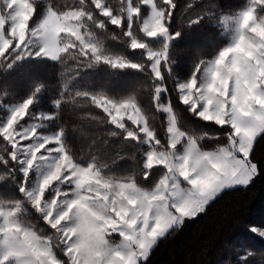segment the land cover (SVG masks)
Wrapping results in <instances>:
<instances>
[{
    "label": "snow or ice",
    "instance_id": "snow-or-ice-1",
    "mask_svg": "<svg viewBox=\"0 0 264 264\" xmlns=\"http://www.w3.org/2000/svg\"><path fill=\"white\" fill-rule=\"evenodd\" d=\"M86 2L93 5V0ZM144 6L147 18L142 15ZM121 8L126 12L121 13ZM176 9V0H117L115 6L105 0L101 9L109 19L124 16L111 23L128 33L130 40L135 38L132 50H141L144 57L131 64L121 58L111 67L140 71L152 106L167 115L162 139L136 96L127 98L123 106L93 103L107 115L103 122L114 126L109 136L133 142L140 155L141 177L145 181L156 177L150 186H141L135 178L102 175L95 158L82 164L74 156L65 128L44 130L58 121L63 106L81 98H68L66 84L50 101L53 111L48 114L33 111L45 88L42 82H34L26 98L6 107L0 117V185H11L15 198L6 206L0 203V264H147L152 250L170 232L204 214L225 191L246 188L261 174L251 154L255 141L264 137V0H251L232 16L231 43L214 59L200 60L183 81L173 75L170 55L172 42L182 35L171 30ZM101 12L92 18L98 19ZM206 18L208 14L199 15L188 23L196 26ZM228 21L225 16L223 22ZM34 23L33 19L27 26L17 25L21 43L0 41V79L33 59L62 64L55 54L21 55L28 43L25 28ZM153 42L159 46L153 47ZM94 66L95 62L87 64ZM169 80L174 83L171 90ZM172 91L192 117L222 129L224 143L208 150L202 142L218 140L219 135L182 130ZM9 94L7 85H0V97ZM29 207L50 235H40L21 222ZM250 231L264 238V227L253 226ZM112 237L119 242L113 243ZM250 256L240 252L235 264H249Z\"/></svg>",
    "mask_w": 264,
    "mask_h": 264
},
{
    "label": "trees",
    "instance_id": "trees-1",
    "mask_svg": "<svg viewBox=\"0 0 264 264\" xmlns=\"http://www.w3.org/2000/svg\"><path fill=\"white\" fill-rule=\"evenodd\" d=\"M101 4L105 0H99ZM249 0H176L177 9L171 22V30L181 31L179 39L172 42L170 55L173 61V75L183 81L191 76L200 60L210 61L218 51L228 44V37L223 34L219 24L222 15H234L242 10ZM113 6L117 0H108ZM191 3L194 7H188ZM33 7L29 24L35 25L43 16L45 9L62 14L68 11L82 10V30L90 35L100 55L110 59L124 58L128 63H138L144 57L141 50H132L129 34L117 25L114 27L109 17L100 15L93 19L96 12H101L95 0L90 6L86 0H31ZM82 5V6H81ZM0 7L3 2L0 0ZM94 9V10H92ZM109 10V9H108ZM125 13V9H120ZM208 14L196 26H190L189 20L199 15ZM143 18L147 7L142 8ZM124 19L123 15H118ZM107 20V26L104 21ZM153 47H158L153 42ZM15 54V52H14ZM62 64L47 60H29L17 72L0 79V85H7L10 94L0 97V117L7 106L14 105L26 98L34 82L45 85L40 100L33 111L48 114L53 111L50 101L57 97L65 84L70 99L76 104L65 105L59 110L58 121L52 122L44 130L51 133L60 127L65 128L66 142L74 156L82 163L91 162L93 158L102 167V175L114 179L135 178L141 186H150L140 175V155L133 142L122 141L108 135L114 127L107 120V115L93 103L95 98L103 96L114 101L127 100L136 96L139 104L149 114V123L164 138L165 114L157 112L152 106V98L145 85L146 77L132 67L113 68L110 63L97 60L90 53H84L77 47H70L60 53ZM95 62L88 68L87 64ZM168 88H174L173 81H167ZM86 91V93H85ZM95 93L94 96L92 94ZM89 99H83V95ZM177 123L181 129L207 132L219 135V139L203 141L205 149L211 150L224 143L223 130L192 117L186 109L178 104L175 91L171 92ZM97 104V103H96ZM48 124V122H45ZM251 158L256 162L261 174L246 188L238 187L227 190L207 208L204 214L194 220H186L183 227L170 232L160 240L152 250L147 264H235L237 255L250 252L249 264H264V238L253 233V226L264 227V137L255 141ZM15 189L11 185H0V203L14 199ZM22 220L39 232L46 228L39 215L26 208ZM29 224V225H30ZM41 235V233H40ZM57 255H61L57 250Z\"/></svg>",
    "mask_w": 264,
    "mask_h": 264
},
{
    "label": "rangeland",
    "instance_id": "rangeland-1",
    "mask_svg": "<svg viewBox=\"0 0 264 264\" xmlns=\"http://www.w3.org/2000/svg\"><path fill=\"white\" fill-rule=\"evenodd\" d=\"M3 8L0 7V41L11 42L15 40L18 44L21 43L18 40V27L20 23H24L26 26L29 24V19L33 12V7L31 5V0H2ZM251 2L245 5V7ZM97 7L102 9V4L99 0H95ZM147 7V6H146ZM103 11H109L108 9H103ZM126 12V10H125ZM102 13V12H101ZM149 14L147 8V18ZM222 15L219 18V24L222 27L223 34L229 39L228 44L231 43V38L233 35L234 25L231 24L230 18L237 15ZM228 16L229 21L223 22L224 17ZM85 15L82 10L68 11L62 14L53 12L50 9H45L42 18L32 27L25 28V39L28 41L24 44V49L21 55H28L29 53L35 56L38 52L43 55L45 53L55 54L58 56L60 53L65 51L70 47H77L82 52L90 53L97 60L115 62L116 58L110 59L108 57L99 54L98 49L92 42L90 35L86 34L82 30V20ZM111 19H121V17H112ZM7 29V32H5ZM13 29H16L14 32ZM128 34V33H127ZM135 43V40L130 41V45ZM227 46V45H226ZM16 50H14L15 52ZM126 100L114 101L103 96H98L95 98V102L105 103L106 106H111L113 104L123 106ZM41 113V112H38ZM165 121L167 126V115L165 114ZM119 180V179H117ZM4 204V203H3ZM7 204H5L6 206ZM30 208V207H29ZM26 212V210H25ZM39 215V214H38ZM21 222L33 228L38 234L50 235V229L46 228L40 229L39 232L34 228V225L30 224V220L21 218ZM30 224V225H29ZM113 243H118V237L111 238Z\"/></svg>",
    "mask_w": 264,
    "mask_h": 264
}]
</instances>
